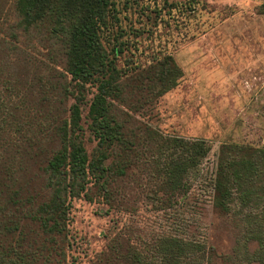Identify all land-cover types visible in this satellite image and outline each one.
Listing matches in <instances>:
<instances>
[{
    "label": "trees",
    "instance_id": "trees-1",
    "mask_svg": "<svg viewBox=\"0 0 264 264\" xmlns=\"http://www.w3.org/2000/svg\"><path fill=\"white\" fill-rule=\"evenodd\" d=\"M9 1L0 0V264H75L74 199L117 209L125 205L118 186L127 181L155 211L181 208L210 147L145 122L183 71L171 55L122 66L128 45L116 0H12L14 25ZM20 32L46 40L47 57L58 64L51 109L41 78L27 82L45 64L20 45ZM35 93L45 124L26 105ZM211 185L217 227L235 236L231 252H220L214 236L212 244L210 236L166 232L144 251L119 234L93 264H264V147L223 143Z\"/></svg>",
    "mask_w": 264,
    "mask_h": 264
},
{
    "label": "rangeland",
    "instance_id": "rangeland-1",
    "mask_svg": "<svg viewBox=\"0 0 264 264\" xmlns=\"http://www.w3.org/2000/svg\"><path fill=\"white\" fill-rule=\"evenodd\" d=\"M116 3L121 18L119 27L123 30L119 36L128 45L122 66L127 61L147 66L154 58L171 55L183 71L178 86L158 99L155 115L145 122L165 135L203 140L210 153L200 177L192 178L194 188L181 208L155 211L144 197L139 200L133 197L142 196L141 189H135L127 181L118 186L120 202L125 205L117 209L100 200L74 199L71 209L74 240L69 261L93 264L119 234H127L144 251L147 250L144 244L154 235L166 232L187 234L188 238L210 236L212 244L214 236L217 249L229 253L235 236L232 229L217 227L220 219L212 211L211 180L223 143L264 147V0H116ZM7 11L11 24H16L12 0ZM19 41L45 64L27 82L35 84L32 77H40L43 90L50 91L57 83L52 69L59 67L47 57L49 43L25 32H20ZM36 93L27 97L26 105L35 121L45 124L46 110L36 106ZM47 94L53 101L51 109L57 105L59 93L44 92L42 97ZM72 103L70 98L68 104ZM89 136L85 128V138ZM86 147L92 152L96 143H88Z\"/></svg>",
    "mask_w": 264,
    "mask_h": 264
}]
</instances>
